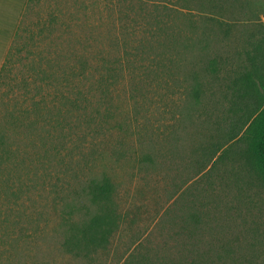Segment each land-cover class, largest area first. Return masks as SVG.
<instances>
[{"label":"rangeland","instance_id":"374dc122","mask_svg":"<svg viewBox=\"0 0 264 264\" xmlns=\"http://www.w3.org/2000/svg\"><path fill=\"white\" fill-rule=\"evenodd\" d=\"M235 1L243 8L218 16L227 25L208 24L210 10L196 17L197 45L180 48L177 69H166L161 80L149 79L150 94L140 96L124 119L130 117L131 122L130 158L118 162L109 158L95 168L113 176L127 218L110 244L89 255L69 252L64 243L70 226L59 223L58 215L50 224L45 222L51 207L38 187L34 195L30 193L32 199L23 195L18 201L32 222L37 219L36 230L29 225L32 235L16 240L6 238L0 229V264H264V181L254 168L243 131L232 128L248 121L247 107L254 105L252 98L240 99L234 85L241 73L256 69L251 57L254 43L264 34V0ZM115 2L33 0L27 6L0 80V160H6L10 150L11 162L20 165L14 174L20 181L12 180L11 192H20L18 183L25 182L27 169L18 160L33 151L28 132L38 131L44 106L59 102L57 65L71 62L78 38L95 45L91 39L99 37L97 49L109 48L108 35L120 31L115 24L112 28L105 5ZM186 19L178 21L182 25ZM212 58L217 61L215 71L208 69ZM196 84L201 89L198 102L192 97ZM74 146L68 142L64 154ZM148 152L154 162L143 161ZM16 154L21 159H15ZM55 180L47 185L50 200L55 197ZM72 181L81 194L78 180ZM3 188L0 206L8 202V207Z\"/></svg>","mask_w":264,"mask_h":264},{"label":"trees","instance_id":"16d2710c","mask_svg":"<svg viewBox=\"0 0 264 264\" xmlns=\"http://www.w3.org/2000/svg\"><path fill=\"white\" fill-rule=\"evenodd\" d=\"M32 1L28 0L27 6ZM235 4V0H116L112 6L106 3L111 13L108 19L113 22L112 28L115 24L120 32L108 35V49H97L99 37L91 39L95 45L90 40L78 38L79 48L71 53L68 60L71 62L57 65L59 102L52 107L44 106L46 114L41 118V127H36V133L28 132L31 136L28 144L32 145L33 151L27 152V158L19 161L20 154L13 155L27 169L25 182L18 183L21 193L18 190L11 192L12 180L14 184L20 181L14 179L20 165L11 162L12 152L9 150L7 159L0 160V189L6 184L8 190L4 191V187L1 192L10 199V206L6 207L8 202L0 206V229L6 238H29L32 235L28 233L29 225L36 230L37 219L32 222L30 213L23 207L24 203L18 201L23 195L32 199L30 193L34 195L40 187V195L48 200L51 207V211L45 212V222L50 224L58 215L59 223L70 226L71 235L64 243L69 252L89 255L110 244L127 218L117 200V185L113 176L107 170L99 172L95 168L109 158L115 162L130 158L134 147L130 146L133 142L131 122L130 117L127 121L124 119L131 114L133 107H137L140 96L150 94L152 84L149 79L155 76L161 80L166 69H177L182 55L180 48L197 45V40H193L200 32L196 17L202 16L204 10H210L212 14L208 16V24L227 25L225 19L218 16L224 17L237 11V8H243ZM181 17L187 18L185 24L181 25L178 21ZM19 29L20 25L1 68L0 80L9 66L8 58ZM208 35L213 36V33ZM209 44L208 41L206 48ZM251 61L256 69L241 73L234 87L240 99L252 98L254 105L247 107L250 114L248 121L235 124L232 128L238 126L243 131L254 158V168L264 181V34L254 43ZM216 65V58H212L208 69L215 71ZM51 77L54 80V74ZM123 93L127 95L123 97ZM200 94V86L194 85V101L198 102ZM68 142L75 146L64 154ZM85 148L90 151H85ZM76 155L80 159L75 160ZM144 159L154 162L150 152L144 155ZM55 170L57 176H53ZM70 173L72 179H68ZM74 178L82 186L81 194L73 185ZM53 179H56L52 187L55 197L50 200L47 185ZM83 198L88 199V204ZM42 214L40 212L39 215Z\"/></svg>","mask_w":264,"mask_h":264},{"label":"crops","instance_id":"0c3cea01","mask_svg":"<svg viewBox=\"0 0 264 264\" xmlns=\"http://www.w3.org/2000/svg\"><path fill=\"white\" fill-rule=\"evenodd\" d=\"M27 5L28 0H0V71Z\"/></svg>","mask_w":264,"mask_h":264}]
</instances>
